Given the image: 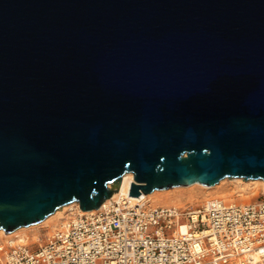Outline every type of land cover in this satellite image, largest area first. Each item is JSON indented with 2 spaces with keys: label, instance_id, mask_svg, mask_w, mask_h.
<instances>
[{
  "label": "water",
  "instance_id": "95a60500",
  "mask_svg": "<svg viewBox=\"0 0 264 264\" xmlns=\"http://www.w3.org/2000/svg\"><path fill=\"white\" fill-rule=\"evenodd\" d=\"M127 173L264 182V0H0V230Z\"/></svg>",
  "mask_w": 264,
  "mask_h": 264
},
{
  "label": "built area",
  "instance_id": "2783aa9c",
  "mask_svg": "<svg viewBox=\"0 0 264 264\" xmlns=\"http://www.w3.org/2000/svg\"><path fill=\"white\" fill-rule=\"evenodd\" d=\"M102 206L76 204L35 239L0 238V264H264V199L162 205L142 194Z\"/></svg>",
  "mask_w": 264,
  "mask_h": 264
},
{
  "label": "bare ground",
  "instance_id": "6f19581e",
  "mask_svg": "<svg viewBox=\"0 0 264 264\" xmlns=\"http://www.w3.org/2000/svg\"><path fill=\"white\" fill-rule=\"evenodd\" d=\"M235 180L239 181L238 182V187L240 188L239 191H235V190H232V191H230V190L229 191H227V190H215V189H217V188H219L221 186V183L223 181L222 182L220 181L221 183L219 182L218 184H216L214 186H207V185H204V184L196 183V184H193V185H190V186L176 187V189H179L180 191H176V192L169 193V194H164V195L163 194L156 195V193L163 192V191H154L153 193L147 195V198H149L150 196H153L151 198L152 202L159 203L162 199H168V198L179 199L180 195H184L185 197H195L196 192H193L190 189L194 188L195 186H198V187H200V189L203 190L202 197H204L205 199H207V198H209L211 196H215V195L224 197L226 199L234 198V196H241L242 200H245V202H246V200H249L251 198V196L257 195V194L260 193L259 190L256 191V189H255L257 186H255V185L253 186L252 184H256V185L260 186L262 189H264V182L262 180L245 181V180H243V178H237ZM132 182H133V175L131 173L125 174L124 177H123V181H122L121 185L119 186L118 191L114 192L112 197L109 200H106L103 205L106 206L112 200H115V199H117L119 197H122V196H126V197H128L129 199H131L133 201L135 199H137L138 197L129 195V189H130V185H131ZM237 192H239V193L237 194ZM241 202H244V201H241ZM247 202H249V201H247ZM76 204L77 203H71V204H68L66 206H63V207L59 208L56 212H54L52 215L47 217L43 222L38 223L36 225H31V226H28V227H21V228L17 229L16 231L12 232V233H5L3 230H0V238H3V237H18L20 239H23V238H26V237L30 238V237H32L31 234H33L34 235L33 238L35 239L36 238L35 234L37 233V232L34 231L35 228L46 224L51 218H53L57 214H59V212H61L64 208H71V210H73V208L76 206ZM77 212L80 213V214L81 213H88L89 214V213L94 212V210L84 212V211H81V210L77 209ZM74 213L75 212H70L67 216L69 217V215L71 216ZM67 216L61 217L60 219H58V220L52 222L51 224H49L47 227L50 230H53V229L57 228L59 225L62 224L63 220ZM29 231L35 232V233L29 234ZM255 260H257L256 256L254 258V261Z\"/></svg>",
  "mask_w": 264,
  "mask_h": 264
},
{
  "label": "rangeland",
  "instance_id": "374dc122",
  "mask_svg": "<svg viewBox=\"0 0 264 264\" xmlns=\"http://www.w3.org/2000/svg\"><path fill=\"white\" fill-rule=\"evenodd\" d=\"M235 179H237V178H226V179H223L222 180L223 182L222 181H221L222 183L220 182L221 183V186L219 188L215 189V190H227V191H229V190L230 191L235 190V191H239L240 190V188L238 187V182L239 181H237ZM252 185L253 186L254 185L257 186L255 189H256V191L259 190L260 193L257 194V195L251 196V198L249 200H246V202L247 201L254 202V201H261V200H263L264 199V191H263V189L260 186L256 185V184H252ZM190 190L193 191V192H196L195 197H185L184 195H180V198L179 199H174V198L173 199L172 198L162 199L159 202V204H162V205H174V204H185L187 202H192L193 204H195V203H199L200 201H204L205 200V198L202 197L203 190L200 189V187L195 186L194 188H191ZM162 191L163 192L156 193V195H158V194H160V195L161 194H163V195L164 194H169V193H173V192L180 191V190L179 189H176V188H172V189H167V190H162ZM238 193L239 192H237V194ZM215 196H218V195H215ZM152 197L153 196H150L149 198L151 199ZM211 197H214V196H211ZM231 199L233 201H235V202H241V201H244L245 202V200H242V197L241 196H234V198H231ZM70 212H72L71 211V208H64L61 212H59V214H57L55 217L51 218L46 224L35 228L34 231L35 232H38V233H44L47 230H50L47 227L49 224H51L52 222L60 219L61 217L67 216ZM66 218H68V216ZM35 232L29 231V234L35 233ZM168 234H170V232H168Z\"/></svg>",
  "mask_w": 264,
  "mask_h": 264
}]
</instances>
